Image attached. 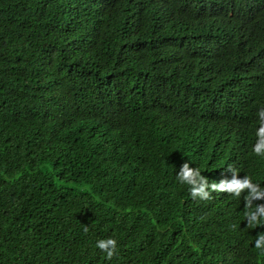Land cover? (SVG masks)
<instances>
[{"label":"trees","instance_id":"1","mask_svg":"<svg viewBox=\"0 0 264 264\" xmlns=\"http://www.w3.org/2000/svg\"><path fill=\"white\" fill-rule=\"evenodd\" d=\"M261 108L264 0H0V264H264L177 180L264 188Z\"/></svg>","mask_w":264,"mask_h":264},{"label":"clouds","instance_id":"2","mask_svg":"<svg viewBox=\"0 0 264 264\" xmlns=\"http://www.w3.org/2000/svg\"><path fill=\"white\" fill-rule=\"evenodd\" d=\"M259 127L255 132L256 142L252 152L257 157H264V108L257 112ZM227 172L232 174L231 180H221L219 182H209V179L202 175L199 168H193L189 162L181 165L177 180L182 185L189 186V191L192 199H200L207 201L211 199L213 193H227L236 199L243 195L245 212L244 219L248 228H256L264 226V188L259 183H254L250 176L245 175L240 177L238 169L228 167ZM85 233L88 231V226H85ZM96 248L101 252L106 253V256L111 260L118 248V241L114 238L101 239L96 242ZM255 248L264 252V232L257 235L255 239Z\"/></svg>","mask_w":264,"mask_h":264}]
</instances>
